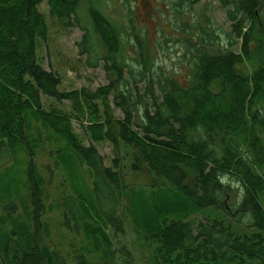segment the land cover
<instances>
[{"label":"trees","instance_id":"16d2710c","mask_svg":"<svg viewBox=\"0 0 264 264\" xmlns=\"http://www.w3.org/2000/svg\"><path fill=\"white\" fill-rule=\"evenodd\" d=\"M43 1L62 25H76L84 32L79 55L90 67L102 63L107 86L94 92L60 91L59 76L38 64V41L47 36L38 11ZM219 2L234 25L240 51L198 49L190 82L184 86L175 77L153 83L146 61L137 72L129 68L120 30L100 0H0V154L26 144L21 118L34 110L64 143L67 160L76 157L90 169L94 190L111 203L104 212L105 225L117 234L123 231L121 201L135 192L122 183L124 145L132 173L150 177L143 187L169 190L173 207L186 208L178 211L186 213L182 218L171 215L151 230L137 222L153 246V264H264V0ZM134 38L138 54L144 55V42ZM144 81L140 93L137 85ZM41 95L71 102L81 113L86 103L90 119L99 112L96 103L106 104L113 96L123 119L113 118L107 108L105 123L93 122L98 126L87 130L94 132L88 137L92 142L111 143L110 167L94 145H84L74 134L68 116L42 110ZM29 174L30 201L36 198L38 207L40 187L32 164ZM126 211L132 214L130 207ZM211 211L216 214L211 220H188ZM0 228V264H61L48 244L37 241L41 224L37 231L29 230L10 215L0 217ZM99 236L101 244L112 246L103 230ZM120 250L121 260L130 264L129 250ZM78 264L90 263L82 259Z\"/></svg>","mask_w":264,"mask_h":264},{"label":"rangeland","instance_id":"374dc122","mask_svg":"<svg viewBox=\"0 0 264 264\" xmlns=\"http://www.w3.org/2000/svg\"><path fill=\"white\" fill-rule=\"evenodd\" d=\"M100 4L105 15L120 30L129 68L137 72L142 61H146L153 83L175 77L177 82L187 86L198 49L212 53L230 50L238 54L240 51L241 43L236 39L234 25L219 0H100ZM38 11L44 16L47 36L45 41H38L37 62L46 71L59 76V90L94 92L107 86L109 80L102 63L90 67L86 57L79 55L77 45L84 32L76 25L64 26L52 17L46 1L38 6ZM135 36L144 42L145 54L142 56L138 54ZM126 79L133 86L128 75ZM144 86L145 81L137 85L140 93L144 92ZM112 99L113 96H109L106 104L97 102V117L90 119L86 103L81 113L71 102H56L41 95L42 110L68 116L74 134L84 145H94L107 167L112 165L114 158L111 143L92 142L88 137L94 132L87 130L102 125L103 120L105 123L107 108L113 118L123 119ZM34 112L28 111L21 118L27 145L6 148L0 154V217L17 216L29 230L37 231L41 224L42 233L36 234L37 241L48 244L61 264H78L82 259L90 264H126L121 260V246L129 250L130 264H153V246L148 244L137 222L151 230L154 223L172 219L171 215L182 218L186 213L178 211L186 208L173 207L174 194L169 190L144 188L150 177L145 172L132 173L131 156L125 155L126 148L122 145L123 158L119 161L122 183L134 187L135 192L129 199L121 201L119 218L123 231L115 234L112 227L105 225L104 212L111 209V203L103 192L94 190L90 169L80 164L76 157L67 160L64 143L39 121ZM31 164L40 187L38 207L36 198L30 201ZM126 205L132 214L126 211ZM215 216L211 211L191 215L188 220L200 222ZM35 218L39 220L35 222ZM102 230L112 241L111 247L100 243L99 232ZM3 234L0 228V238Z\"/></svg>","mask_w":264,"mask_h":264},{"label":"bare ground","instance_id":"6f19581e","mask_svg":"<svg viewBox=\"0 0 264 264\" xmlns=\"http://www.w3.org/2000/svg\"><path fill=\"white\" fill-rule=\"evenodd\" d=\"M163 258V257H162Z\"/></svg>","mask_w":264,"mask_h":264}]
</instances>
